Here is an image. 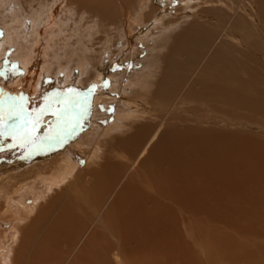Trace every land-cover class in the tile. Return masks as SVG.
Wrapping results in <instances>:
<instances>
[{
	"label": "bare ground",
	"instance_id": "bare-ground-1",
	"mask_svg": "<svg viewBox=\"0 0 264 264\" xmlns=\"http://www.w3.org/2000/svg\"><path fill=\"white\" fill-rule=\"evenodd\" d=\"M62 1L63 6L66 5V1ZM107 1H91L95 5V8L97 7V9H100L101 19L111 20L113 23H116V21H118V14L122 9L126 11L128 17L130 16L129 10L132 0H121L122 4H120L119 7L113 2H110V4ZM157 1L160 6L168 12L174 9L175 0ZM195 1L196 4H199L198 0H190L188 4L189 7L185 8L186 17L190 14L192 15L194 9H192V6ZM203 1L209 9L206 10V13L209 17L211 14V18L217 19L218 22L217 20L215 21L218 25L215 22L208 29L204 23L202 24L189 20V22L185 24L188 26L186 27L187 29L184 28L181 34L177 33L178 37H175L177 46L170 51V54L162 55L170 38L163 20L159 23V29L162 28L160 31L157 30V36H152V39H143L142 37L141 39L143 40L139 41V37L142 35L137 37L135 32L137 31L139 35V33L143 31L145 36H149V33L152 32L149 30V33L146 35V31L148 32L147 28L149 27L148 24H145V22L143 23L141 19H137L136 24L132 21L130 25V19L126 17L123 26L113 25L122 31L118 33L119 38L117 36H115L116 38L114 37L116 34L114 30L116 28L109 32L102 29V34L104 35L103 40L101 39L102 45L98 47L97 50L95 49L96 52L94 51L93 54L90 52V45L83 47L85 41L83 40L84 44H82L78 40L77 42H80L83 46H78V50H71L73 55L70 54L72 55L70 57L77 55L76 58H78L77 61H74L75 65H73V70L71 69L69 73H66V70H64L66 74L62 71L61 59L60 61L58 60L61 62L60 70H58L59 63L51 64L42 58L50 54L51 58L53 56L55 59H59L60 56L57 52H55V54L57 53L59 56L57 54L54 55V52L49 48L52 44L51 42L49 45V38H51L53 33L54 39V28H56L54 27L56 21L54 12L62 8L60 2L55 0L53 2L54 4L52 6L50 5L51 8L48 9L50 11L46 12L47 18L45 19L47 24L44 28L31 26V23L28 27H25L22 25L24 21L23 18L22 23L20 22L22 26L17 25V27L12 30L11 36H15L14 39L7 40V42L4 39H0V63L4 61V63L9 64V61H7L9 57L3 54V45L5 43H19L17 36H19V33L21 34V31L32 34L37 29L38 32L37 35H33L34 45L30 47V51L26 48L27 46L23 49L22 45L21 47L19 46V48L16 47L17 49L13 48L14 50L12 51L16 52L12 54L10 60L14 62L17 61L18 64L24 68L22 72L25 74H22V76L17 79L0 84V144L3 139L10 140V142L15 141L12 144H9L7 141L6 143L8 144L1 146L0 149L11 148L14 145L17 146L24 143V141H16L17 138H14V135L3 134L11 131L13 122L16 126H19V124L23 122L19 118H14L13 121L8 119L11 112L19 111L16 110L15 107H12V101H19L21 105V101L25 104L30 103L29 117L27 118L31 119L33 122L36 121L37 117L41 120L42 118L44 119V117L52 115L53 106L55 107L56 105L55 108L58 106L60 107V105L62 106V98L64 97L61 93L64 89L62 85L65 84L66 81L67 83H72L69 77L71 71L73 74L75 72L80 73L83 70L88 76L93 73V78L99 76V79H104L106 74L110 73V69L114 71L113 67H119L121 72H125V68L122 69L119 65H115L116 63H112L113 58L124 57L126 60L128 57L129 60H133L135 65H137L136 62L139 63L138 61L146 57L148 53H153V51H155L153 48H156V52L158 49V52L162 53L160 56H155L157 59L152 57L151 60L158 64L155 71L151 74L152 77L157 75L155 81H152L153 78L149 79V76L142 81L140 80V77L145 76L147 72H145L143 68L149 65V59L146 60L144 64L139 63V66H137L139 69L127 70H131L129 75L126 73L129 80L125 79L127 80V84L124 85L120 93L128 100L127 106L125 105L128 115H122L120 117L117 115L113 118V121L107 125L108 127L106 124H102V116L97 117V120L93 122L97 129L92 134L85 136L80 146L74 147L73 149L59 148V150H54L58 152L60 156H58V153V155H56L52 151V153L55 154L53 157L58 159L57 164L53 167H36L37 169H35L33 173L34 176L32 175V177L36 179L33 181L30 180L28 185L19 184L14 187L12 184V190L14 189V192L10 190L11 192H9V195L5 198L7 201H5V204L0 210V264H11L13 260L14 264H63V262L68 259L65 256L67 253L53 251V244L62 243L64 238L68 237L69 240H77L88 227V223L93 217V212L96 211V218L98 217V219L105 224L107 230L122 251V254L133 264H264V131L259 133H257V131L256 133H254V131L248 132L237 120L234 122L232 120L229 124H224L230 128L235 127L234 124H236L238 127L241 126L242 130L220 131L217 130L219 127L217 128L214 126L217 125V118H215L214 122L212 120L214 118L211 117V123L214 122V127L209 126L211 124L210 121H208L209 118L203 114H198L200 116L197 120L190 119V122L189 120L185 122L180 119L181 121L179 120V124L176 122L169 124L164 120L162 125L157 129L155 127L156 120L163 116L161 113L165 114V111H158L161 112L158 113L157 109L159 107L161 108V106H155L157 108H153V106L146 104V100H149L151 96L160 98L161 102H166V100L168 102L169 98L172 99V97L175 96L180 85L184 88L189 84L190 87L188 86V88H191L188 92L189 96H194L193 94H196L197 97L199 96V101L201 99L212 100L213 102L220 101L224 102L223 105H231L232 107H237V109L247 110L249 111V114H247L248 120H253L254 122L260 120L261 124H264V0H232L230 5L225 4L227 0ZM5 2L10 3L9 0ZM76 2H80V0H76ZM87 2L89 3V0ZM143 2V0L139 2L141 6L144 5ZM168 2L172 3L169 7V4L166 5ZM11 3L8 8L13 12L14 9L12 10V7L14 4L12 5ZM13 3H15L14 0ZM186 4H184V7L187 6ZM0 5L4 6V2L0 1ZM73 5L79 7L77 4ZM176 6L178 7V5ZM15 8H17L16 5ZM75 11L78 12V10ZM175 12L177 13L176 10ZM97 13L99 12L97 11ZM206 13H201V15H207ZM69 14H67V16ZM126 14H123V16ZM154 15L158 14H147L146 21L153 20ZM201 15H198V17H201ZM35 17H37L36 14L34 18ZM68 18L70 19V17ZM155 19L157 18L155 17ZM93 20L94 19L90 22H93ZM27 22L29 23L30 19H27ZM104 22L107 23L106 21ZM17 23H19V21ZM174 23L176 22L174 21ZM71 24L72 23H70V26ZM86 24L88 25L87 22ZM95 24H97L96 21ZM94 26L95 25H93V27ZM98 28L96 29L97 31ZM79 29L81 28L79 27L77 31H79ZM84 31L87 32L85 29ZM95 31L94 33H96ZM74 33L77 32L75 31ZM107 34L109 39L105 37ZM87 35L89 36V33L86 34V36ZM81 36L87 39L83 34ZM113 37L115 38L114 40ZM71 38L76 39V37ZM27 39L24 41L27 42ZM75 39H73V42H76L74 41ZM16 40L18 42H16ZM65 40L67 41V39ZM57 41L59 42V39L56 40V42ZM70 42L72 44V41ZM138 42L141 44H138ZM67 44L63 50L71 48V45ZM100 44L101 42H98V45ZM149 48L152 52H148L147 49ZM180 51H182L181 53L186 52L190 55V64L192 67L195 63H198L196 62L197 60H202L207 53L211 54L210 58L208 57V62L202 66L203 69L199 67V69L202 70H199L196 78H188L189 76L182 78L181 74L183 73L184 75L183 70L182 73L176 74V71L181 69L179 67V65H181L180 63L183 62L179 59ZM68 52H70V50H68ZM68 52L66 53L68 54ZM33 53H36V55L34 54L37 57L36 59L33 58ZM91 54L93 56H90ZM64 56L66 58V54ZM205 59L207 61V57ZM55 61L57 62V60ZM65 61L66 60H64V64ZM53 65L58 66L56 69H53ZM167 67L170 69V72L167 71L168 69L166 72L164 71ZM128 68L130 67L128 66ZM183 68H187V66ZM141 69L144 71L141 72ZM173 69L176 71L173 72ZM19 75L21 74H18V76ZM117 77H115V79ZM52 79V88L55 89L52 91L47 89V93H45L49 85L48 81ZM189 79L190 81H187ZM56 82L61 87H57ZM197 85L199 88L203 85V89L199 91V94L197 93L198 90L194 88ZM69 87L67 86L65 89H68L69 92H67L69 93V97H74L71 99V101H73L76 96L70 91ZM19 89L20 91H17ZM184 90H182V93L187 89ZM149 91L150 93L148 94ZM42 96L44 97L42 98ZM82 97L81 95V98ZM177 97L179 96H176V98ZM53 98L57 101L55 105L53 104ZM113 98L110 100L113 101ZM160 99H158V101ZM193 99L195 100V98ZM96 100L103 99L95 98V101ZM181 100L182 99L179 101L180 103ZM144 101H146V109L143 107L145 109L143 111L144 115H148L149 112L153 113L154 109L155 113L158 115L154 114L150 119L151 122L146 126H144L145 124L140 126V118L138 117L139 120H137L138 118H134V116L136 117L137 113H139L137 112L135 114L137 110L134 109V106L139 108ZM73 102L70 104H74L76 101ZM181 105L184 104L181 103ZM63 106L65 107V105ZM69 108L73 109L74 106H69ZM195 109L193 110L196 111L199 108ZM77 110L79 109H76V111ZM234 110H229L230 114L239 113ZM55 111L53 110V114ZM23 113L25 116L24 111ZM84 115H86L85 117L88 118V120L92 118L90 117L91 113L88 114V112H86ZM78 118L80 124L77 122V125H74L71 129L68 128L69 123L67 122V124H65L67 128L62 126L64 128L62 132L59 130L60 125L59 128L56 127L57 130L55 129V132L57 137L54 138L57 139L59 134L62 133L60 134L62 138L66 136L69 139L63 141V144L59 147L64 145H70L68 147H72V144L76 143L74 137L82 134L81 131L77 132V129H82L80 125L82 121L84 122V118L82 120L80 117ZM116 118H120V121H115ZM193 118L195 119V116H193ZM222 120L224 122V119ZM55 121L57 120L55 119ZM194 123L195 125H193ZM98 124L99 126H97ZM100 124L103 126H100ZM163 125H165L164 137L163 131L160 134L161 136L159 135ZM57 132L59 134H57ZM87 134L88 133H85V135ZM169 135H172V137ZM61 137L59 136V138ZM156 139L157 142L158 140L159 143L162 142V146L159 149L157 146L155 149V145L152 147ZM51 141H53V135ZM44 142L43 144H45ZM150 145L152 148L148 149ZM80 149L84 150L86 155L83 153L81 154L86 158L80 154ZM18 151L20 153L26 150L20 149ZM38 153L40 154V152ZM8 154L13 155V151ZM74 155H77V157ZM16 156L20 157L18 152ZM40 156L41 157L33 156L30 159L43 162L48 160L52 154L49 151L45 154H40ZM81 156L83 157V161L87 159L86 166L85 164L83 165V161L82 166L79 165V168L82 167V169H80L79 174L75 177L76 186L80 187L83 185L85 187V191L81 192V197L76 198L75 195L71 196L62 207V211L54 218V221H50V217H53V205L56 206V203L60 204L62 201L60 200L62 196L61 193L58 192L53 196L52 189L50 198L42 201L43 206L39 210V215L36 216L34 222L29 225L27 230L23 231L24 229L21 228V223L24 220V222H28L29 219H26L33 213L32 210L36 202L49 192L53 184L56 185L60 181L64 182L73 177L76 173V164L81 160ZM13 166L12 170H20L18 166ZM84 168H87V173L92 176L88 180H83L82 178V174L85 171ZM47 170L49 173L45 172ZM20 175V172H17V174L14 172L12 182L21 183L19 181ZM4 176L3 178L2 174L0 179H4L5 183L11 182L10 176ZM26 180H24V182H26ZM12 192L13 194H10ZM3 196L2 194V197ZM79 203L82 204V207L78 206ZM88 208L93 212L88 210ZM57 209H59V207H56L55 211H57ZM7 218L9 220L8 222L6 221ZM46 225L49 226L39 243L36 240H40L39 237L42 235V230ZM15 230H18L19 232L17 233L21 234L22 237L19 238L21 239V243L17 242L19 250L17 253H13L15 254L13 256L11 252L14 247H11V240L12 237L15 236ZM18 234H16L15 237H19ZM34 242L37 244L35 252L28 259V262H25L28 249L31 251L30 247ZM86 246L87 252H82L81 254H87V256L84 257L80 255L81 259H75L71 264H117L115 258L118 264H126L121 256L117 254L118 252L115 253L116 248H114L109 238L98 227L91 230ZM53 252H55L54 255ZM7 260H10V262L7 263Z\"/></svg>",
	"mask_w": 264,
	"mask_h": 264
},
{
	"label": "rangeland",
	"instance_id": "rangeland-1",
	"mask_svg": "<svg viewBox=\"0 0 264 264\" xmlns=\"http://www.w3.org/2000/svg\"><path fill=\"white\" fill-rule=\"evenodd\" d=\"M0 1H3L4 2V6L2 5H0V39H4L6 42H7V40H10V39H14L15 38V36L13 37V36H11L12 35V30L13 29H15L16 27H17V25H19V26H25V27H28V25L30 24L31 26H35V27H37V28H44V26H46V24H47V21H46V19L45 18H47V15H46V12L47 11H50V10H48V9H50L51 8V6L54 4L53 2L55 1V0H35L36 1V3H35V1L33 0H14V2L15 3H13V0L11 1V0H9L10 1V3L13 5L14 4V6L12 7V10H13V12L12 11H10L9 10V6H10V3H7V2H5L6 0H0ZM19 1H20V3H19ZM56 1H58V2H60L61 3V5H62V8H60V10L59 9H57L55 12H54V14H55V19H56V21H55V26L54 27H56V28H54L55 29V35H54V39H53V33H52V35H51V38H49V36H48V38L50 39V43H49V45L51 44V42H52V46L50 45V50L51 51H53L54 52V55H56L57 53L60 55H58L59 56V59H55V57H53L52 56V58H51V54L50 55H46V57H42L44 60H46L47 62H50L51 64H57V63H59L58 65H59V67L57 68V66L56 65H53V69H58V70H60L59 68H60V66H61V62H62V66H61V68H63L62 69V71L64 72V74H66V73H69L70 72V70L72 69H74V66L73 65H75V60L77 61V58H76V56L77 55H74L73 57H70V56H72L73 54L71 53L72 51V49L73 50H78L79 49V47H82L83 45L82 44H84V46L83 47H85L86 45H90L91 46V48H90V52H92V54H93V52L95 51L96 52V50L98 49V47H101V45H102V40H103V37H104V35L102 34V29H105L107 32H109L110 30H114V28H116L114 31L116 32V34L114 35V37L115 36H117L118 38H119V34L118 33H120V32H122V31H120L117 27H114L113 25H118V26H123L124 25V23H125V18L127 17V18H129L130 19V21H129V24L131 25L132 23V21H134V24H136L137 23V19H141L142 21H143V23L145 22V24H148V32L146 31V35H147V33H149V30H150V32H152V33H149L150 35L148 36H145L144 35V33H143V31L141 32V33H139V35H138V32L136 31L135 32V35H137V37H139V36H141V37H139L140 39H139V41L140 40H143V39H152L153 37H155V36H157L158 35V33H156V32H158V31H160L161 30V28L159 29V23L163 20L164 22H165V27H166V31H168V35H170L168 38H169V43L165 46V50H164V53L162 54V53H160V52H158L159 50L157 49V52H156V48H153V50H155V51H153V53H148V55L146 56V57H144L142 60H139L138 62L140 63V64H144L145 63V61L146 60H148L149 59V65H147L146 67H144L143 69L145 70V72H146V74H145V76H143V77H140V80L142 81L143 79H146L148 76H149V79H151V78H153V80L152 81H155L156 80V78H157V75L156 76H154V77H152L151 76V74H152V72L153 71H155V69L157 68V63L156 62H152L151 60H152V57L153 58H155V59H157L155 56H160V54H162V55H167L168 53L170 54V51L175 47V46H177L176 45V43H175V37H178V34L177 33H182L183 31H184V28H186V27H188V26H186L185 24H187L188 22H189V20L190 21H195V22H199V23H204V25H206V28H210L211 26H212V24L213 23H215L216 21L215 20H217V19H213V18H211V14H210V17H209V15L206 13V10H209L208 9V6H206L205 4H204V1L203 0H198V2H199V4H196V1H195V3H193V6H192V9H193V13H192V15L190 16V15H188L187 17H186V13H185V11H186V9L185 8H188L189 6H188V4L190 3V0H189V2H188V0H175V3H174V9L172 10V11H166V9H164L162 6H160V4L158 3V1L156 0V1H154V0H143L144 2V5L143 6H141L140 4L142 3H139L140 1H142V0H132V3H131V6H130V10H129V12H130V16L128 17L127 16V14H126V11L125 10H120V13L118 14V21H116V23H113L111 20H105V19H101V16H100V9H97V7L95 8V5L91 2V1H93V0H89V3L86 1V0H80V2H76V0L74 1V0H65L66 2H65V4L67 5V7H66V5H64L63 6V1L62 0H56ZM70 1V2H69ZM77 1H79V0H77ZM105 1H107V0H105ZM115 1V2H114ZM151 1V2H150ZM155 2V3H153V2ZM71 2H73V3H71ZM107 2H113V3H115L116 5H118V7H119V5L120 4H122L121 2V0H108ZM149 2V3H148ZM177 2V3H176ZM179 2V3H178ZM186 2H187V4H186ZM228 4H227V3ZM225 2V4L226 5H230V3L232 2V0L230 1H226ZM17 3V4H16ZM35 3V4H34ZM70 3H71V5H70ZM85 3V4H84ZM237 3V2H236ZM18 4H19V6H18ZM31 4H33V5H31ZM68 4H69V6H71V7H69L68 6ZM73 4H77L79 7H77V6H75V5H73ZM83 4V5H82ZM111 4V3H110ZM169 4V5H168ZM180 4V5H179ZM184 4H186L187 6H185L184 7ZM6 5H8V6H6ZM15 5H16V7L17 8H15ZM51 5V6H50ZM73 5V6H72ZM86 5V6H85ZM87 5H89V6H87ZM93 5V6H92ZM166 5H168V7L170 6V5H172V3L170 2H168ZM176 5H178V7L176 6ZM181 5H182V7H181ZM196 5V6H195ZM32 6V7H31ZM137 6V7H136ZM34 7V8H33ZM147 9H146V8ZM161 7V8H160ZM200 7V8H199ZM31 8V9H30ZM72 8H73V10H72ZM143 8H145V9H143ZM154 8V9H153ZM158 8V9H157ZM163 8V9H162ZM33 9V10H32ZM69 9H70V11H69ZM154 10V11H152V10ZM160 9V10H159ZM178 9V10H177ZM196 9V10H195ZM21 10V11H20ZM23 10V11H22ZM32 10V11H31ZM64 10V11H63ZM68 10V11H67ZM75 10H78V12L77 11H75ZM151 10V11H150ZM162 10V11H161ZM175 10L177 11V13L175 12ZM195 10V11H194ZM204 10V11H203ZM20 11V12H19ZM71 11H72V13H71ZM97 11L99 12V13H97ZM133 11V12H132ZM140 11V12H139ZM4 12V13H3ZM15 12H17V13H19V14H17V13H15ZM34 12V13H33ZM36 12V13H35ZM66 12V13H65ZM139 12V13H138ZM157 12V13H156ZM200 14H199V13ZM23 13H24V16H23ZM33 13V14H32ZM69 13H71V14H69ZM84 13V14H83ZM93 13V14H92ZM142 13V14H141ZM179 13V14H178ZM184 15H183V14ZM196 13V14H195ZM197 13H198V15L200 16L201 15V13H203V14H207V15H201V17H198V15H197ZM35 14L37 15V17H35V18H37V19H35L34 18V16H35ZM66 15V18H65V15ZM67 14H69L68 16H67ZM121 14V15H120ZM123 14H126V15H124L123 16ZM134 14V15H133ZM147 14H158V15H154L153 16V18L155 19V17L157 18V19H153V20H151V21H146V15ZM12 15H13V17H12ZM22 17H21V16ZM61 15V16H60ZM72 17H71V16ZM93 15V16H92ZM137 15V16H136ZM163 15H165V16H163ZM178 15V16H177ZM179 15H180V17H179ZM196 15V16H195ZM25 16H26V18H25ZM96 16V17H95ZM143 16H144V18H143ZM204 16V17H203ZM29 17V18H28ZM68 17H70V19L68 18ZM81 17V18H80ZM95 17V18H94ZM131 17V18H130ZM161 17V18H160ZM23 18H24V21H23ZM41 18V19H40ZM59 18H60V20H59ZM100 18V19H99ZM159 18H160V20H159ZM209 18V19H208ZM27 19H30V22L28 23L27 22ZM34 19V20H33ZM63 19V20H62ZM78 19H79V21H78ZM87 19H88V21H87ZM92 19H94L93 20V22H90V21H92ZM185 19H187V20H185ZM33 20V21H32ZM59 20V21H58ZM84 20V21H83ZM156 20H158V21H156ZM213 20H214V22H213ZM19 21V23H17V22ZM22 21H23V24L21 25L20 24V22L22 23ZM63 21V22H62ZM68 21V22H67ZM81 21V22H80ZM95 21H96V23L97 24H95ZM100 21H101V23H100ZM104 21H106L107 23H105ZM153 21V22H152ZM174 21L177 23V25H179V26H177L176 25V23H174ZM26 22V23H25ZM62 22V23H61ZM65 22V23H64ZM86 22L88 23V25L86 24ZM169 22V23H168ZM171 22V23H170ZM180 22V23H179ZM217 22H218V20H217ZM216 22V23H217ZM6 23V24H5ZM61 23V24H60ZM68 23H69V25H68ZM70 23H72L71 24V26H70ZM75 23V24H74ZM90 23V24H89ZM93 23V24H92ZM152 23V24H151ZM156 23V24H155ZM157 23H158V25H157ZM166 23H168V24H166ZM65 24H67V25H65ZM76 24H77V26H76ZM104 24V25H103ZM154 24V25H153ZM59 25V26H58ZM63 25H65V26H63ZM80 25V26H79ZM93 25H95L94 27H93ZM107 25V26H106ZM217 25H218V23H217ZM76 26V27H75ZM89 27V26H92V27H89V28H87V27ZM50 27V26H49ZM49 27H47V28H49ZM81 28V29H79V31H77L78 30V28ZM99 27V28H98ZM112 27H113V29H112ZM153 27V28H152ZM10 28V29H9ZM46 28V27H45ZM77 28V29H76ZM90 28H92V29H90ZM95 28V29H94ZM98 28V31L96 30ZM36 29V28H35ZM67 29V30H66ZM74 29V30H73ZM82 29H83V31H82ZM84 29L85 30H87V32L86 31H84ZM187 29V28H186ZM63 30V31H62ZM96 30V31H95ZM133 30V29H132ZM135 30H136V27H135ZM134 30V31H135ZM151 30H153V31H151ZM158 30V31H157ZM183 30V31H182ZM46 31V30H45ZM77 32V33H74V32ZM94 31L96 32V33H94ZM118 31V32H117ZM181 31V32H180ZM66 32H67V34H66ZM73 34H72V33ZM79 32V33H78ZM83 32V33H82ZM88 34L89 33V36L87 35L86 36V34ZM126 32V31H125ZM124 32V33H125ZM58 33V34H57ZM83 34V36H85V38H87V39H84V37H82L81 35ZM99 33V34H98ZM170 33V34H169ZM38 34V32H37V29H36V31L34 32V33H32V34H30V33H27V32H25V31H21V34L19 33V36H17V40L19 39V43H15V41H14V43L15 44H11V43H5L4 45H3V47H4V55L7 57H9V58H7V61H9V64L8 63H4V61H2L3 63H0L1 64V66H0V84H2L3 82L5 83L6 81H12V80H14V79H17V78H19L20 76H22V74L24 75L25 73H23L22 71H23V67L22 66H20L19 64H18V62L17 61H11L10 59H11V57H12V54L13 53H15L16 51H14V52H12L14 49L13 48H15V49H17L16 47H18L19 48V46L21 47V45H22V47H23V49H25V47L30 51V47L32 46L33 47V45H34V36L33 35H37ZM59 34H60V36H59ZM63 34H64V36H63ZM80 34V35H79ZM123 34V33H122ZM155 34V35H154ZM177 34V35H176ZM57 35V36H56ZM70 35H72V36H70ZM77 35V36H76ZM100 35H102V36H100ZM124 35H126V34H124ZM79 36V37H78ZM98 36H100V37H98ZM153 36V37H152ZM66 37V38H65ZM71 37H76V39L75 38H71ZM90 37H92V38H90ZM98 37V38H97ZM105 37H107L108 39H109V37H108V34L105 36ZM113 37V40L116 38H114ZM143 37V39H141ZM28 38V39H27ZM96 38H97V40H96ZM27 39V42L26 41H24V40H26ZM52 39V40H51ZM59 39V42L57 43L56 42V40H58ZM65 39H67V41L65 40ZM73 39H75L74 41H76V42H73ZM90 39V40H89ZM102 39V40H101ZM16 40V42H18ZM80 41L82 44H80V42H77V41ZM82 40V41H81ZM83 40L85 41L84 43H83ZM101 40V41H100ZM70 41H72V44H71V42ZM89 43H88V42ZM174 41V42H173ZM27 44H26V43ZM64 42V43H63ZM70 42V43H69ZM90 42H92V43H90ZM98 42H101V44L100 45H98ZM109 42V41H108ZM264 42V41H263ZM35 43H36V41H35ZM64 45H63V44ZM68 43L69 45H71V48L69 49L68 48V50H70V52H68V50L67 49H64L63 50V48H65V45ZM74 43V44H73ZM78 43V44H77ZM97 43V44H96ZM140 42H138V44H139ZM172 43H173V47H172ZM0 44H1V42H0ZM18 44H20V45H18ZM25 44V45H24ZM58 44V45H57ZM60 44V45H59ZM62 44V45H61ZM67 44V45H68ZM93 44H95V45H93ZM141 44V43H140ZM159 44V43H158ZM161 44V43H160ZM55 45H56V47H55ZM97 45V46H96ZM64 46V47H63ZM76 46V47H75ZM79 46V47H78ZM171 46V47H170ZM12 49H11V48ZM52 47V48H51ZM2 48V47H1ZM75 48V49H74ZM11 49V50H10ZM96 49V50H95ZM49 50V51H50ZM148 50V52H152V50H150V48L149 49H147ZM50 51V52H51ZM64 51V52H63ZM169 51V52H168ZM10 52H12V53H10ZM55 52H57L56 54H55ZM62 52V53H61ZM66 52H68V54L66 53ZM75 52H77V51H75ZM154 52H155V54H154ZM182 51H180V56H179V59L181 60V62L182 63H180L181 65H179V67L181 68V69H179L178 71H176V70H174L173 72H175L176 71V74H180V73H182V70H183V72H184V75H183V73L181 74V76H182V78L183 77H188V78H196L197 77V73L199 72V70H202L203 69V67L202 66H204L207 62H208V57L210 58V55L211 54H206V56H204L203 57V59L202 60H197L196 62H198L196 65L194 64L193 65V67H192V65L190 64V61H191V57H190V55L188 54V53H186V52H184V53H181ZM7 53V54H6ZM8 53H9V55H8ZM1 54V53H0ZM2 54V55H3ZM36 55V53H33V58H37L35 55ZM66 54V58H65V55ZM70 54H72V55H70ZM90 55V56H93V55ZM152 55H154V56H152ZM183 55V56H182ZM209 55V56H208ZM1 56V55H0ZM58 56H56V57H58ZM68 56V57H67ZM129 56V55H128ZM151 56V57H150ZM207 57V61H206V58ZM47 58V59H46ZM63 58H64V60H66L65 61V64H64V60H63ZM68 58V59H67ZM151 58V59H150ZM185 58V59H184ZM3 59V58H2ZM9 59V60H8ZM53 61H52V60ZM60 59H61V62H59L60 61ZM70 59V60H69ZM116 59H118V60H116ZM119 59H121V60H119ZM6 60V59H5ZM55 60H57V62L55 61ZM59 60V61H58ZM126 60H127V63H126ZM124 59V57L123 58H113V60H112V63H116L115 65H119L122 69H124L125 70V72H121V70H120V68L119 67H113V69H114V71L112 70V69H110L109 71H110V73H108V74H106V77L104 78V79H99V76L98 77H92V74L93 73H91V75L89 74V76L86 74V72H83V70L80 72V73H77V72H75V73H73L72 74V71H71V75H69V77H70V80H71V82L72 83H67V81H66V83L65 84H63L62 86L64 87V89L61 91V93L64 95V97L62 98V106L60 105V107L58 106L57 108H58V110H57V108H55L56 107V105H55V103L57 102L56 100H54L55 98H53V104L55 105V107L53 106V108H52V115H50V116H48V117H44V119L42 118L41 120H39V122H37V124H36V121H34L33 123H35V127H36V133H35V137H34V139L33 140H26V141H24V143L23 144H19V145H17V146H15V148H14V146H12L11 148H4V149H0V151H2V152H0V177H1V175L3 174V178L5 177L4 175H6V176H10V178H11V182H9V183H5V181H4V179L3 180H1L0 179V193H2L4 196V198L2 197V194H0L1 196H0V210H1V208H2V206L5 204V201H7V200H5V198L7 197V195H9V192H11L10 190H12V188H13V186L15 187V186H17V185H19V184H26V185H28L29 183L28 182H30V180H35L36 178L35 177H32V175H33V173H34V171H35V169H37L36 167H42V166H48V167H53L55 164H57L58 163V159L56 158V157H53V155H58L59 153L58 152H56V151H54V150H59V148L60 149H68V148H71V149H73L74 147L76 148V147H78V146H80L81 144H82V141H84V138H85V136H88V135H90V134H92L96 129H97V127L95 126V123H93V122H95V120H97V117H99V116H102V118H103V122H102V124H106V126L109 124V123H111L112 121H113V118H115L117 115H118V117H120V116H122V115H128V113H127V111H126V109H125V107L127 106L126 104H127V102H128V100H127V98L126 97H124L123 96V94H121L120 92H121V90H123V88H124V85H126L127 83V80H125V79H128L129 77H128V75H129V73H130V71L131 70H129V71H127L128 69H133V70H135V69H139V67H137V66H139V63H137L136 62V64L137 65H135V63H134V61L132 60H129V58L127 57V59ZM154 60V59H153ZM185 60V61H184ZM188 60V61H187ZM157 61V60H156ZM14 62V63H13ZM17 62V63H16ZM15 63H16V65H15ZM126 63V64H125ZM156 63V64H155ZM192 63V62H191ZM153 64V65H152ZM15 66V67H14ZM21 69H19L18 67ZM55 66V67H54ZM73 66V67H72ZM127 66V67H126ZM128 66L130 67V68H128ZM152 66V67H151ZM154 66V67H153ZM185 66H187V68H183V67H185ZM197 66V67H196ZM8 67V68H7ZM65 67V68H64ZM68 67H69V69H68ZM84 67V66H83ZM91 67H93V66H91ZM150 67V68H149ZM195 67V68H194ZM199 67L200 68H202V69H199ZM10 68V69H9ZM119 68V69H118ZM147 68V69H146ZM173 68V67H172ZM183 68V69H182ZM198 68V69H197ZM95 69V68H94ZM143 69H141V72L142 71H144ZM168 69V67L167 68H165V72H166V70ZM196 69H197V71H196ZM16 70V71H15ZM19 70V71H18ZM64 70H66V73H65V71ZM69 70V71H68ZM77 71V70H76ZM87 71V70H86ZM113 71V72H112ZM118 71V72H117ZM148 71H149V73H148ZM168 72H170V69H168L167 70ZM196 71V72H195ZM59 72V71H58ZM83 72V73H82ZM111 72H112V75H111ZM114 72H116V73H114ZM120 73H122V74H119ZM126 73H128V75L126 74ZM191 75H190V74ZM18 74H21V75H19L18 76ZM79 74V75H78ZM83 74V75H82ZM115 74V75H114ZM171 74V73H170ZM14 75V76H13ZM118 77H117V76ZM16 76V77H15ZM82 76V77H81ZM86 76V77H85ZM151 76V77H150ZM71 77H74V78H71ZM75 77H76V79H75ZM84 77H85V79H84ZM115 77H117L116 79H115ZM126 77V78H125ZM53 78V77H52ZM82 78V79H81ZM121 78V79H120ZM142 78V79H141ZM79 79H81V80H79ZM115 79V80H114ZM56 80V79H55ZM54 80V81H55ZM73 80V81H72ZM78 80V81H77ZM83 80V81H82ZM100 80V81H99ZM106 80V81H105ZM129 80V79H128ZM81 81H82V83H81ZM99 81V82H98ZM114 81V82H113ZM118 81H120V82H118ZM187 81H190V79L189 80H187ZM186 81V82H187ZM49 83V87L47 86V88H46V90H45V93H47V89H49L50 91H52L53 89H55V88H52V84H51V82L53 83V79L51 80V81H48ZM78 82V83H77ZM118 83V84H117ZM56 84H57V87H61V86H59V84L56 82ZM66 85V86H65ZM69 85H70V87H69ZM67 86L70 88V91L72 92V93H74L75 95L74 96H76L75 97V99L73 100V101H71V99L72 98H74V97H69V91H68V89H65V88H67ZM76 86V87H75ZM81 86V87H80ZM129 86H131V85H129ZM188 86L190 87V85L188 84L187 86H185L184 88L183 87H181V85L179 86V88H178V90H177V92H176V94H175V96L174 97H172V99H170L169 98V100H168V102H167V100H166V102H161V99L160 98H156V97H154V96H151V98L148 100H146L147 101V103L146 104H149V106H153V108H157V107H155V106H161V108L159 107L158 109H157V112L158 111H161V112H164L165 111V114H163V113H161V112H158V113H161V115H163V116H161V117H164V118H159V119H157L156 120V128L158 129L159 127H160V125H162V123L164 122V120H165V122H168L169 124L170 123H177V124H179V122L181 121V120H184L185 122L187 121V120H189V122H190V119H193V120H197V118L200 116V115H204V116H206V117H208L209 118V120L208 121H210V123H211V117H213L214 119H212L214 122H215V118H217L216 120H217V125H214V122H212L209 126H216L217 128L219 127V129H217V130H220V131H237V130H242V127L244 128V129H247V131L248 132H253L254 131V133H256V131H257V133H259V132H262V131H264V124H261V121L260 120H258V121H253V120H248L247 119V114H249V111H247V110H244V109H240V108H238L237 109V107H235V106H231V105H223V103L224 102H220V101H215V102H213L212 100H205V99H201L200 101H201V103H200V101H199V96L197 97V95L196 94H193L194 96H189V94H188V92L190 91V89L191 88H188ZM203 86V85H202ZM200 87L199 88V86L197 85L196 87H194L195 89H197L196 91H197V93L199 94V91H201L202 89H203V87ZM51 88V89H50ZM77 88V89H76ZM75 89H76V91H78V92H76L75 91ZM86 89V90H85ZM179 89H180V91H179ZM186 91H185V90ZM48 90V91H49ZM182 90H184L185 92L184 93H182ZM14 91H16V90H14ZM17 91H20V89L19 90H17ZM16 91V92H17ZM68 91V92H67ZM64 92V93H63ZM67 92V93H66ZM88 92H90V93H88ZM97 92V93H96ZM233 92V91H232ZM150 93V91L148 92V94ZM88 94V95H87ZM98 95V96H96V95ZM65 95H68V96H65ZM81 95L83 96L82 98H81ZM184 95V96H183ZM195 95H196V97H195ZM14 96V95H13ZM13 96H12V98H13ZM176 96H179V97H177L176 98ZM44 96H42V98H43ZM54 97V96H53ZM114 97V98H113ZM183 97V98H182ZM95 98H98V99H103V100H96L95 101ZM113 98V101L112 100H110V99H112ZM187 98V99H186ZM193 98H195V100L193 99ZM77 99H78V101H77ZM158 99H160L159 101H158ZM176 99H178V100H176ZM180 99H182L181 100V103L182 104H184V105H181V103L179 102L180 101ZM198 99V100H197ZM95 101V102H94ZM112 101V102H111ZM146 101H144L143 102V104L141 105V106H139V108H137V107H135L134 105V109L135 110H137L136 112H135V114L137 113V112H139V113H137V116L135 117L134 116V118H140V120H139V118L137 119V120H139L140 121V123H139V125L140 126H143L144 124V126H146L147 124H149L150 122H151V117L154 115V114H156V115H158L157 113H155V109L153 110V113H148V115L146 114V115H144V110L146 109V106H145V102ZM176 101V102H175ZM178 101V102H177ZM196 101H199V102H196ZM208 101V102H207ZM13 103H12V107H15L16 108V110H20V106H21V103L18 101V102H16L15 100L14 101H12ZM22 102V106H23V111L25 112V117H29V107H30V103H27V104H25L23 101H21ZM66 102V103H65ZM74 103V104H70V103ZM175 102V103H174ZM191 104H190V103ZM218 102H220V103H218ZM177 103V104H176ZM69 104V105H68ZM83 104V105H82ZM137 104H138V102H137ZM204 104V105H203ZM215 104V105H214ZM221 104V105H220ZM63 105H65V107H67V108H65ZM126 105V106H125ZM144 105V106H143ZM165 105V106H164ZM174 105H176V106H174ZM69 106L71 107V106H74V108L73 109H70L69 108ZM91 106V107H90ZM110 106V107H109ZM164 106V107H163ZM182 106V107H181ZM199 106V107H198ZM207 107V108H205V107ZM97 107V108H96ZM145 109H144V108ZM177 107H179V108H177ZM184 107V108H183ZM187 107V108H186ZM26 108H27V110H26ZM82 108V109H81ZM87 108V109H86ZM99 108V109H98ZM163 108V109H162ZM175 110H174V109ZM197 108H199V109H196ZM210 108V109H209ZM217 108V109H216ZM33 109V108H32ZM66 109V110H65ZM70 109V110H69ZM76 109H79V110H77L76 111ZM138 109H139V111H138ZM162 109V110H161ZM177 109V110H176ZM193 109H195L196 111H194ZM235 109V110H234ZM53 110L55 111V110H57V111H55L54 112V114H53ZM88 110V111H87ZM93 110V111H92ZM142 110V111H141ZM203 110H205V111H203ZM228 110V111H227ZM229 110H234L235 112H239V113H233V114H230V111ZM239 110V111H238ZM178 111V112H177ZM226 112V114H225V112ZM86 112H88V114H90L91 113V116L90 117H92V118H90L89 120H88V118H86L85 116L86 115H84V114H86ZM173 112V113H172ZM187 112V113H186ZM143 113V114H142ZM170 113H171V116H170ZM185 113V114H184ZM142 114V115H141ZM168 114V115H167ZM193 114V115H192ZM198 114H200V115H198ZM235 114V115H234ZM239 116H238V115ZM27 115V116H26ZM165 115V116H164ZM189 115V116H188ZM230 115H232V116H230ZM234 115V116H233ZM95 116V117H94ZM175 116V117H174ZM191 116V117H190ZM193 116H195V119L193 118ZM227 116H228V118H227ZM237 116V117H236ZM50 117V118H49ZM63 117H64V119H63ZM78 117H80V119L82 120L83 118H84V122L82 121V124L80 125V126H82V129H77V132L78 131H81V133L83 134H80V135H77V136H75L74 137V140H76V143L75 144H72V147H68V146H70V145H67V146H62V147H59V146H61L62 144H63V141H66L67 139H68V137H66V136H64V138H62L61 136L62 135H60V134H62V133H58L57 132V134H59V136L62 138H59V136H58V138L56 139V138H54V137H57L56 136V132H55V129H56V127L57 128H59V125H60V128H59V130H60V132H62V130L64 129L63 127H65V128H67V125H65V124H67V123H69V125H68V128L69 129H71L72 127H74V125H77V122H78V124H80L79 123V118ZM171 117V118H170ZM242 117V118H241ZM54 118V119H53ZM60 118V119H59ZM123 118V117H122ZM144 118V119H143ZM234 118V119H233ZM55 119L57 120V121H55ZM86 119V120H85ZM112 119V120H111ZM173 119V120H172ZM181 119V120H180ZM222 119H224V122H223V120ZM239 119V120H238ZM53 120V121H52ZM91 120V121H90ZM117 120H119L120 121V118H116V120L115 121H117ZM180 120V121H179ZM232 120H233V122L234 121H239L240 122V125L242 126H236V124H234L235 125V127H228V126H225V124L227 123V124H229V122H232ZM248 120V121H247ZM59 121V122H58ZM204 121H206V120H204ZM227 121V122H226ZM63 122V123H62ZM65 122V123H64ZM67 122V123H66ZM91 122H92V125H91ZM160 122V123H159ZM238 122V123H239ZM251 122V123H250ZM264 122V121H263ZM205 123V122H204ZM220 123V124H219ZM225 123V124H224ZM242 123V124H241ZM65 126H64V125ZM102 124H100V126H103ZM216 124V123H215ZM193 125H195V123L193 124ZM205 125H206V123H205ZM220 125V126H219ZM63 126V127H62ZM97 126H99V124L97 125ZM213 126V127H214ZM40 127V128H39ZM108 127V126H107ZM224 128V130H223V128ZM48 128V129H47ZM62 128V129H61ZM81 128V127H80ZM222 128V129H221ZM165 125H163V128L161 129V131L159 132V135L161 134V132L163 131V137H164V132H165ZM216 129V128H215ZM233 129V130H232ZM57 130V129H56ZM104 130V129H103ZM102 130V131H103ZM49 131V132H48ZM86 131V132H85ZM53 132V133H52ZM74 132V131H73ZM85 133H88L87 135H85ZM52 135H53V141H51V137H52ZM161 136V135H160ZM170 137H172V135H169ZM19 139H17L16 141H18ZM69 140V139H68ZM9 142V144H12V143H14L15 141H11L10 142V140H5V139H3L2 140V142H4V143H2L1 142V144H0V148H1V146H3V145H7L8 143H6V142ZM45 141V142H44ZM47 141V142H46ZM50 141V142H49ZM62 141V142H61ZM43 142L45 143V144H43ZM157 142V139L153 142V144H152V147H154V145H155V149H156V146H157V148L159 149L162 145V142L161 143H159V140H158V142L157 143H159V144H157L156 143ZM17 143V142H16ZM15 143V144H16ZM42 143V144H41ZM156 143V144H155ZM44 145V146H43ZM11 146V145H10ZM10 146H8V147H10ZM47 147V148H46ZM65 147V148H64ZM151 147V145L149 146V148L148 149H150V148H152ZM32 148V149H31ZM51 148V149H50ZM14 149V150H13ZM16 149V150H15ZM20 149H25L26 151H22V152H20L19 153V151L18 150H20ZM41 149V150H40ZM82 149H84V148H82ZM82 149H80V154L81 153H83L84 155H86L85 153H84V150H82ZM11 150V151H10ZM12 152L13 151V155L12 154H8L9 152ZM32 151V152H31ZM51 152V154H52V156L48 159V160H45V161H43V162H39V161H34L33 159H30L31 157H41L40 156V154H45V153H47V152ZM52 151H53V153H55V154H53L52 153ZM5 152V153H4ZM7 152V153H6ZM18 152V155L20 156V157H18V156H16V153ZM38 152H40V154L38 153ZM43 152V153H42ZM58 153V154H57ZM83 154H81L83 157H84V155ZM58 156H60V154L58 155ZM75 157H77V155H74ZM81 156V157H82ZM75 157H72V158H75ZM83 157L81 158V160L79 161V163H77L76 164V168H75V170H76V173L73 175V177L72 178H70L69 180H67V181H60V182H58V184H53V186L50 188V190H49V192L48 193H46L39 201H37L36 202V205L33 207V213H31L30 215H29V217H27V219L26 220H28V222H22L21 223V228H23L24 230L23 231H26L27 230V228L29 227V225L31 224V223H33L34 222V219L36 218V216H38L39 215V210L42 208V201L44 200V199H49L50 198V192L52 191V189H53V196H55V194L56 193H58V192H60L61 193V198H60V200H62L61 201V203L59 204H57L56 203V206L55 205H53V217H50V221H54V218L62 211V207L66 204V202L70 199V197L71 196H76V198H79V197H81V192L82 191H85V187L83 186V185H81L80 187H77L76 186V183H75V177L79 174V171H80V169H82V167L81 168H79L80 166H82V161H83ZM10 158H11V160H10ZM84 158H86V157H84ZM88 158V157H87ZM5 159V160H4ZM10 160V161H9ZM13 160V161H12ZM81 162V163H80ZM86 163H87V159H84V161H83V165L85 164V166H86ZM13 165H15V166H18L19 168H20V170L18 169V171H14V170H12L13 169ZM23 165H25V166H23ZM80 165V166H79ZM9 166H11V167H9ZM8 167H9V170H8ZM23 167V168H22ZM25 167V168H24ZM23 169V170H22ZM85 169V171H84V173L82 174V178H83V180H88L89 178H91L92 176L89 174V173H87V168H84ZM8 171H9V173H8ZM29 171V172H28ZM5 172V173H4ZM14 172L17 174V172L19 173H21V175L19 176V181L21 182V183H19V182H12L13 181V179H12V177H13V174H14ZM31 172V173H30ZM46 173H49L48 172V170L47 171H45ZM29 173V174H28ZM9 174V175H8ZM23 174H24V176L26 175V174H28L27 176H23ZM29 176V177H28ZM34 176V175H33ZM23 178V179H22ZM27 180H26V179ZM29 178H32V179H29ZM24 180H26V182H24ZM40 181V180H39ZM24 182V183H23ZM5 183V184H4ZM39 183V182H38ZM11 186H9V185ZM12 184H13V186H12ZM73 185H74V188H73ZM3 186V187H2ZM6 188V189H5ZM2 189V190H1ZM7 190V191H6ZM9 190V191H8ZM5 191V192H4ZM13 192H14V189L12 190ZM13 192L12 193H10V194H13ZM152 192V191H151ZM154 192H156V191H154ZM8 193V194H7ZM78 206L79 207H82V204L81 203H79L78 204ZM56 207H59V209H57V211H55L56 210ZM102 209V208H101ZM45 210V209H44ZM88 210H90V211H92L90 208H88ZM102 211H104V210H102ZM93 212V211H92ZM97 214V211L96 212H93V217L90 219V221H89V223H88V227L84 230V232H83V234L82 235H80L79 237H78V239L77 240H69L68 238H64V240L62 241V243H59V244H53V251H55V252H65V253H67V254H65V256L68 258L67 259V261H64L63 262V264H71L72 262H74V260L75 259H77V260H80L81 259V257H80V255H82V256H84V257H86L87 256V254H81L82 252H87V241H88V239H89V236H90V232H91V230H94V228L95 227H98L99 229H101V231L109 238V240L112 242V244L114 245V248H116L115 249V253L116 252H118L117 254L118 255H120L121 256V258H122V260L126 263V264H133L130 260H128L123 254H122V251L119 249V246H118V244L114 241V238L111 236V234L109 233V231L107 230V228H106V226H105V224H103L101 221H100V219H98V217L96 218V215ZM6 221L8 222L9 220H8V218L6 219ZM30 222V223H29ZM26 223V224H25ZM50 225V224H49ZM49 225H46V226H44V229L42 230V235L39 237L40 238V240H36L37 242H39L40 243V241L42 240V238H43V235L45 234V232H46V230H47V228H48V226ZM6 226V225H5ZM4 228V227H3ZM41 228V227H40ZM39 228V229H40ZM83 229V228H82ZM19 230V229H18ZM18 230H15V236H16V234H18L17 232H19ZM15 236H13L12 237V240H11V247L13 248V250H12V254L13 253H17L18 252V248H19V245H18V243H21V239H19V238H21L22 236H21V234H18V236L19 237H15ZM59 236V235H58ZM76 238V237H75ZM14 239H15V241H14ZM23 239H24V237H23ZM19 240V241H18ZM33 241H34V239H33ZM18 242V243H17ZM86 244V245H85ZM36 245V246H35ZM35 246V247H34ZM37 247V244H36V242H34L33 243V245L30 247L31 248V251L28 249V253L26 254V259H25V262L27 261L28 262V259L33 255V253L35 252V248ZM16 249V250H15ZM32 250H33V252H32ZM32 252V253H31ZM55 252H53V255L55 254ZM15 254H13V256H14ZM28 255V256H27ZM111 257H112V255H111ZM116 257V256H115ZM10 258V257H9ZM8 258V259H9ZM11 259V258H10ZM10 262V260H7V263H9ZM115 262L118 264V262H117V259L115 258ZM10 264V263H9ZM11 264H14V260L12 261V263Z\"/></svg>",
	"mask_w": 264,
	"mask_h": 264
},
{
	"label": "snow or ice",
	"instance_id": "snow-or-ice-1",
	"mask_svg": "<svg viewBox=\"0 0 264 264\" xmlns=\"http://www.w3.org/2000/svg\"><path fill=\"white\" fill-rule=\"evenodd\" d=\"M43 114V113H41ZM14 118H19L23 122L16 126L15 123H12L11 131L3 133L4 135H14V138L19 139L20 141L33 140L36 133L35 123L27 117L24 116L23 106H20L19 111L11 112L8 116L10 121H13ZM36 122H39V118H36ZM31 125V127H30Z\"/></svg>",
	"mask_w": 264,
	"mask_h": 264
}]
</instances>
